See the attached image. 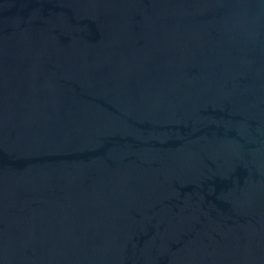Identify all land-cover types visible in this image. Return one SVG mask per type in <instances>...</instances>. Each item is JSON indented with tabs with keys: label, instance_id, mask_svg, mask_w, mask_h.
<instances>
[{
	"label": "water",
	"instance_id": "obj_1",
	"mask_svg": "<svg viewBox=\"0 0 264 264\" xmlns=\"http://www.w3.org/2000/svg\"><path fill=\"white\" fill-rule=\"evenodd\" d=\"M0 264H264V0H0Z\"/></svg>",
	"mask_w": 264,
	"mask_h": 264
}]
</instances>
